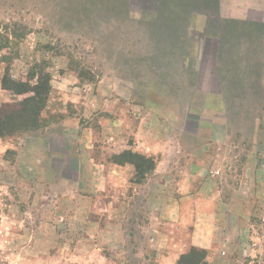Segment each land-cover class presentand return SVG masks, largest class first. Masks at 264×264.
Segmentation results:
<instances>
[{"label": "rangeland", "instance_id": "374dc122", "mask_svg": "<svg viewBox=\"0 0 264 264\" xmlns=\"http://www.w3.org/2000/svg\"><path fill=\"white\" fill-rule=\"evenodd\" d=\"M196 1L0 0V106L27 96L6 74L50 85L37 127L1 139L0 264H264V15ZM115 155L126 184L103 176Z\"/></svg>", "mask_w": 264, "mask_h": 264}, {"label": "trees", "instance_id": "16d2710c", "mask_svg": "<svg viewBox=\"0 0 264 264\" xmlns=\"http://www.w3.org/2000/svg\"><path fill=\"white\" fill-rule=\"evenodd\" d=\"M143 0H130V5L135 8H143L141 3ZM155 0H150L149 9L153 8ZM188 3V2H187ZM186 3V6L187 5ZM218 0H209L208 6L215 10ZM191 5L190 3H188ZM212 4V5H211ZM183 5V4H182ZM185 19V17H181ZM1 88L10 91L15 95H27L21 101L14 104H4L0 106V139L24 132L28 129L36 128L39 124L41 112L45 107L47 96L50 90L49 80L47 76H40L39 80L34 85L27 82H18L11 79L9 75H5L1 80ZM113 163L116 165H124L126 163L134 164V161L129 159H120V155L113 157ZM145 163H151V169H154V163L142 158ZM206 257V253L202 250H191L182 254L177 264H201Z\"/></svg>", "mask_w": 264, "mask_h": 264}, {"label": "crops", "instance_id": "0c3cea01", "mask_svg": "<svg viewBox=\"0 0 264 264\" xmlns=\"http://www.w3.org/2000/svg\"><path fill=\"white\" fill-rule=\"evenodd\" d=\"M222 1H224V0H222ZM256 1H257L256 6L253 7V8H249V10L246 13H248V15H250V16L255 17V19H253V20L262 21V17H263L262 15H264L263 14L264 13V0H256ZM211 95H212V97L214 96V100H216V98L218 100H220L219 98H221V96L219 94H211ZM44 114H46L45 110H43L41 112V117H43ZM76 122H77L76 117L73 118L71 116H66V120H64V122L62 124V129L61 130L64 133L72 131L73 130L72 127L74 126V123L77 124ZM111 123H113V121ZM98 135L99 134L97 132H95L94 130H92L91 127L82 129V133L78 137L79 144H83L84 145V153L85 154H82V155L78 156V159H79V161L81 162L82 165L84 164V163H82V160L84 161L86 158H91V153L93 152V149L95 148V143L94 142L98 141V138H99ZM136 135H138V132H137ZM88 137H90V141H89L90 142V146H89V144L87 142ZM82 139H85V140L83 141ZM154 145H155V147L153 149L147 148L146 150L148 152H150L149 153L150 156L152 154H154L155 157H157L156 139H154ZM4 148H7V146H5V143L2 142V140L0 139V152L1 151L3 152L5 150ZM155 159H158V158H155ZM93 160H95V159L93 158ZM106 168H107V170L105 169V173L103 174V176H105L107 178V182H112V184H114V183L118 184L116 182L117 181L116 178L118 177L119 174H124V183L125 184H126L127 181H129V179L127 180V176L125 175V172L128 170L126 166H119V165H115V164H110ZM85 169H86V166H85ZM159 174H160L159 165L157 163H154V169L152 171V175H153V177H156V179L157 178H158V180L160 179V182H161L162 181V176L161 177H157ZM193 179H194L193 176H191V178H189L186 174H184L183 176H178V175L175 174L171 178L172 182L176 183V184H178V183L187 184V182L189 184H191L192 181H194Z\"/></svg>", "mask_w": 264, "mask_h": 264}, {"label": "flooded vegetation", "instance_id": "af4514ba", "mask_svg": "<svg viewBox=\"0 0 264 264\" xmlns=\"http://www.w3.org/2000/svg\"><path fill=\"white\" fill-rule=\"evenodd\" d=\"M197 3H198V4H196L197 7L200 6V4H202V5H205L206 4L207 5L208 4V0H201V1H198ZM205 23H211V22L209 20V21H205Z\"/></svg>", "mask_w": 264, "mask_h": 264}]
</instances>
